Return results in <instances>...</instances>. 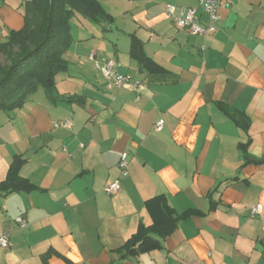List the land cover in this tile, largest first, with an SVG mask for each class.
I'll return each mask as SVG.
<instances>
[{
    "label": "crops",
    "instance_id": "1",
    "mask_svg": "<svg viewBox=\"0 0 264 264\" xmlns=\"http://www.w3.org/2000/svg\"><path fill=\"white\" fill-rule=\"evenodd\" d=\"M26 1L0 0V42L24 25ZM227 1L216 32L193 35L165 5L199 0H134L127 47L114 41L101 53L86 29L55 77L59 99L40 87L22 107L0 111V182L19 155L20 175L35 186L0 200V236L10 241L0 264H264V210L250 215L264 209V0ZM93 51L141 85L108 89ZM117 179L120 191L107 194ZM160 194L177 214L190 213L155 235L160 247L121 257L118 248L152 223L145 200Z\"/></svg>",
    "mask_w": 264,
    "mask_h": 264
},
{
    "label": "trees",
    "instance_id": "2",
    "mask_svg": "<svg viewBox=\"0 0 264 264\" xmlns=\"http://www.w3.org/2000/svg\"><path fill=\"white\" fill-rule=\"evenodd\" d=\"M83 16L106 27L113 16L99 0H27L24 4V25L10 30L0 42V111L22 107L40 87L51 100L59 99L55 77L67 69L65 53L72 44L73 18ZM134 50L141 62L142 48L133 38ZM25 159L14 156L7 177L0 182V200L15 191H29L35 186L20 175ZM152 223L139 225L138 230L118 248L121 257H130L161 246L155 235L165 237L189 212L177 214L163 194L145 200ZM67 264H74L68 261Z\"/></svg>",
    "mask_w": 264,
    "mask_h": 264
},
{
    "label": "built area",
    "instance_id": "3",
    "mask_svg": "<svg viewBox=\"0 0 264 264\" xmlns=\"http://www.w3.org/2000/svg\"><path fill=\"white\" fill-rule=\"evenodd\" d=\"M229 2L227 0H199V6H183L179 7L173 3H166V14L170 17L176 25L185 29L193 35H206L214 33L217 30V21L219 19V9L221 7H228ZM199 8L202 10V14L206 16V21H202V15L199 12ZM204 49V46H203ZM90 58L94 62L96 68H98L105 80L108 89L120 88L123 86H129L131 89L136 90L141 81L131 78L129 75L120 71V63L115 58L99 57L96 52L90 53ZM66 128H71L72 124L69 120L59 122ZM165 125V119L160 118L155 124L154 129L161 131ZM82 146V144H81ZM128 152H122L118 166L122 176L128 175ZM122 185L120 180H114L104 186V191L109 195L117 194ZM263 205L256 204L250 210V215L256 217L263 212ZM16 222L20 228H26L29 224L28 219L19 215L16 217ZM0 246L7 248L10 246L9 235L3 234L0 236Z\"/></svg>",
    "mask_w": 264,
    "mask_h": 264
},
{
    "label": "rangeland",
    "instance_id": "4",
    "mask_svg": "<svg viewBox=\"0 0 264 264\" xmlns=\"http://www.w3.org/2000/svg\"><path fill=\"white\" fill-rule=\"evenodd\" d=\"M132 1L134 0H99L104 8L113 16V22L110 26L111 29L104 30L102 26L79 15L75 16L72 20L74 27L71 37H82L81 35H84L83 32L87 29L90 31V45L92 47H99L101 53H112L114 41H117L121 47H127L129 39L127 35L123 34V30L130 29L133 23L132 13L127 10L134 6ZM79 18H81V20ZM92 33L96 36L93 37ZM86 58H88V54ZM85 60L88 61V59ZM88 63V70L90 73L98 74L99 71L95 69L93 63L90 61H88Z\"/></svg>",
    "mask_w": 264,
    "mask_h": 264
}]
</instances>
